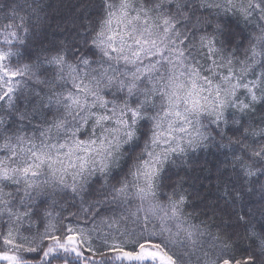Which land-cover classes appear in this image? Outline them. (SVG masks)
Wrapping results in <instances>:
<instances>
[{
	"label": "snow or ice",
	"instance_id": "snow-or-ice-1",
	"mask_svg": "<svg viewBox=\"0 0 264 264\" xmlns=\"http://www.w3.org/2000/svg\"><path fill=\"white\" fill-rule=\"evenodd\" d=\"M25 3L0 0V260L264 264V0H101L72 41Z\"/></svg>",
	"mask_w": 264,
	"mask_h": 264
},
{
	"label": "trees",
	"instance_id": "trees-1",
	"mask_svg": "<svg viewBox=\"0 0 264 264\" xmlns=\"http://www.w3.org/2000/svg\"><path fill=\"white\" fill-rule=\"evenodd\" d=\"M101 0H27V3L38 4L41 11L40 15L44 18L43 30L49 41H59L68 39L72 41L76 38L78 32L81 31V26L87 23V20L95 21L99 12ZM25 8L27 4L25 0H17ZM87 18V20H86ZM222 20H227L229 26L238 38L234 43L238 45H246L247 38L256 30L255 24H245L239 21L238 17H221ZM24 97L21 96L20 104L23 105ZM194 159L198 160L202 167H197L192 173L194 179L190 181V191L193 192V200L190 205V210H195V213L200 214L203 218V211L206 207L213 204L223 209V202L220 200V194L217 189L216 168L220 167L224 157L223 155L210 150L209 153L203 151L192 154ZM126 170V162H121ZM119 174V173H117ZM223 179H226L224 177ZM223 184L220 185L222 189ZM199 194L198 196L196 194ZM70 195V194H69ZM71 203V201H69ZM78 203V202H77ZM248 205L253 208H258V196L250 195L247 197ZM70 211L74 209H69ZM194 213V214H195ZM217 222L221 217L217 216ZM0 264H7V261L0 260Z\"/></svg>",
	"mask_w": 264,
	"mask_h": 264
}]
</instances>
